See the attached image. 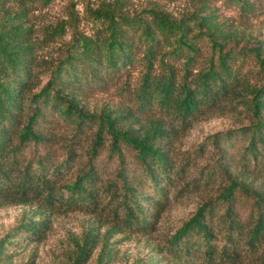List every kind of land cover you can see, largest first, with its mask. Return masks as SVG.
Segmentation results:
<instances>
[{
  "label": "trees",
  "instance_id": "obj_1",
  "mask_svg": "<svg viewBox=\"0 0 264 264\" xmlns=\"http://www.w3.org/2000/svg\"><path fill=\"white\" fill-rule=\"evenodd\" d=\"M27 1L0 0V208L19 204L36 207L33 217L23 218L0 240V261L11 257V253H6L7 247L17 248L23 241L43 239L47 210L58 206L73 211L85 204L96 206L99 202L92 164L80 171L71 184L55 191L53 181L61 170L52 167L49 171L51 163L46 157L23 160V150L28 144L48 142L43 128L54 118L72 124L75 134L94 128L89 152L92 155L102 146L105 136L109 139L110 152L120 155L121 146L136 152L142 169L141 182L148 184L152 199L151 195L137 191L135 183L127 182L122 173L119 175L122 191L112 192L111 197L119 196L118 219L124 231L152 230L154 216L147 215L144 207L151 203V209L157 212L163 208L173 184L172 176L179 174L173 172L172 162L161 142L174 138L197 116L215 110L222 103L228 107L242 106L249 112L251 124L240 129V136H248L244 153L264 175V38L216 22L214 14L206 10L211 0H194L201 4L198 11L178 19L156 8L146 12L148 19L140 15L129 17L122 1L115 0L91 12L99 25L93 36L73 38L65 56L50 70L45 84L32 93L37 80L34 62L39 43L33 39L32 27L27 22ZM225 1L243 15L255 14L257 3L264 2ZM61 30L57 27L52 32L61 33ZM201 40L208 42L211 56L198 71L192 72ZM140 48L143 54L137 58ZM240 55L254 58L263 73L258 84H251L240 73L236 62ZM166 58L181 60L180 76ZM139 61L143 63V73L136 92V106L140 111L157 110L169 117L172 123L169 128H165L160 119L136 127L135 120H123L129 113L110 116L109 111L98 114L85 111L78 94L87 83H102ZM155 65H158V73H155ZM222 137L225 142L236 135L228 131ZM211 139L214 144L219 142L216 135ZM72 158L73 154L69 153L62 162L64 169ZM236 187L255 198L245 223L238 219L229 203ZM61 191L66 193L65 197ZM221 198L227 202L222 214L223 246L216 248V235L210 226L214 208L202 205L169 238L166 252L171 261L197 264L198 256L202 255L205 264H233L232 251L237 243L250 251L264 243V197L245 184L232 181ZM114 214L117 216L116 212ZM36 216L39 218L35 219ZM109 232H105L100 242L97 264L111 259ZM9 235L14 240L9 241ZM97 241L96 236L85 233L81 241L75 242L74 264L85 262Z\"/></svg>",
  "mask_w": 264,
  "mask_h": 264
},
{
  "label": "rangeland",
  "instance_id": "obj_2",
  "mask_svg": "<svg viewBox=\"0 0 264 264\" xmlns=\"http://www.w3.org/2000/svg\"><path fill=\"white\" fill-rule=\"evenodd\" d=\"M115 0H28L27 22L32 27L33 39L39 43L36 50L34 71L37 73L36 86L32 93L37 92L47 81L49 72L64 56L77 35L92 37L98 23L91 12L107 2ZM123 10L129 17L140 15L148 19L146 12L156 8L167 13L171 18L196 12L201 4L194 0H121ZM258 4V12L243 15L239 9L225 0H211L206 10L214 14L216 22L237 30L264 38V2ZM61 28V33L52 30ZM243 44V43H242ZM240 44V45H242ZM143 48L137 52V58L142 56ZM199 56L192 72L211 56L206 40L199 42ZM242 58V60H241ZM180 76L181 60H167ZM239 71L251 84H258L262 76L254 58L250 55H240ZM159 72L158 65L154 67ZM143 73L142 61L136 62L119 74L106 78L102 83L89 82L78 94L85 111L98 114L109 111L110 116L129 113L125 119L135 120L136 127L146 126L153 119H160L165 128L172 123L170 118L157 110L140 111L136 106V92ZM35 85V84H34ZM251 124L249 112L242 106L228 107L224 103L215 110L197 116L190 122L186 130L179 131L174 138L165 139L162 148L167 151L172 162L173 184L169 188L166 204L158 212L151 209L149 203L144 207L147 215L154 216L153 228L147 232L124 231L120 226V209L117 206L119 196L112 192L122 191L121 173L129 183H135V189L151 195V189L143 179L142 169L136 159V152L121 146L120 155L109 151V139L105 136L102 146L90 154L93 140L92 129L75 134L73 125L55 119L43 128L48 142L43 145L28 144L22 154L23 160L29 161L37 157H46L52 167H57V178L53 181L55 191L69 185L80 171H85L92 164L96 171V189L100 196L96 206L85 204L83 207L69 211L61 207L47 210V229L42 240L23 241L21 247L9 248L6 253L11 257L0 264H74V243L81 241L85 233L97 237V246L92 254L81 264H97L100 242L107 234L111 259L104 264H178L169 258L166 249L169 238L194 214L202 205L214 208V218L210 225L215 233V245L220 249L224 244V227L222 214L226 207L221 195L232 181L245 184L250 189L264 197V175L258 165L248 161L244 153L248 136H240V129ZM231 131L235 138L223 141L222 136ZM217 136L219 142L214 144L211 137ZM73 154L71 161L64 169L67 155ZM60 165V166H59ZM56 176V175H55ZM63 197L66 196L64 191ZM255 198L247 195L240 187L233 190L230 204L238 219L246 222ZM36 205H6L0 208V240L26 216L33 217ZM114 212L117 213L114 214ZM37 214V213H36ZM34 214V215H36ZM36 216L35 219H38ZM24 238H27L22 234ZM9 241L11 235L7 237ZM238 244V243H237ZM235 245L232 251L235 258L233 264L264 263V243L254 251ZM197 264H205L202 255L197 258ZM230 264V263H229Z\"/></svg>",
  "mask_w": 264,
  "mask_h": 264
}]
</instances>
